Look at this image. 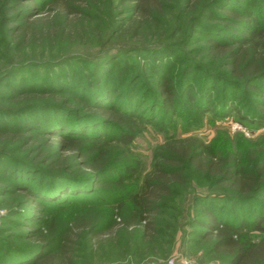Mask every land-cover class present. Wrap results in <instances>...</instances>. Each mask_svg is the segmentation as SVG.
Here are the masks:
<instances>
[{"label":"rangeland","instance_id":"obj_1","mask_svg":"<svg viewBox=\"0 0 264 264\" xmlns=\"http://www.w3.org/2000/svg\"><path fill=\"white\" fill-rule=\"evenodd\" d=\"M50 1L0 0V264H18L20 261L25 264H54L45 263L44 260L61 253L62 238L67 229L80 221L97 223L98 233L106 237L114 222L128 219L133 214V206L126 199L120 202L114 200L117 198L115 194L138 189L160 160L163 149L171 143L181 144V141L190 139L203 141L216 151L225 150L239 160L251 153L264 151V77L254 84L247 85L249 82H244L230 89H225L223 83L211 86L205 71L213 73V70L208 66L205 71L201 68V62L206 64L207 60L201 59L200 62V56L193 49L202 46L205 43L203 40L212 36L200 27V34H192L193 19H185L182 30L175 36L172 34L176 27V12L173 14L166 10L162 23L158 24L159 32L165 36L164 40L176 45L175 50L166 53V57L171 56L169 63L164 59L165 55L152 56L133 49L134 44L143 43L146 49H150L155 46L152 41L147 39L138 42L130 36H119L120 24L124 20L128 23L135 15L136 10L128 6H132L133 1L127 4L122 3V0H102V4H99L100 13L94 11L93 16L84 18L88 36L64 37L52 44L24 38L17 29L26 24L28 15L41 12L32 16L35 19L52 16L49 9L54 7L57 10L58 7ZM250 1L264 10L261 0H232L230 4L245 7ZM228 23L229 20L219 19L212 25L218 32ZM223 36L225 33L221 32L220 37ZM140 39H144V36ZM158 57L167 63L169 84L181 97V115L145 127L138 122L141 130L135 135L130 151L122 155L119 154L123 150L122 146L115 149L122 162L129 159L137 163L141 172L133 177L128 176L120 185L111 178L117 176L116 172L104 176L103 191L114 194L103 203L90 200L86 195L68 202L41 204L38 212L34 210L35 205L30 201L32 196L29 193L50 192L53 189L51 186L55 185L54 178L62 175L58 174L60 171L51 172L44 162V157L50 158L57 141L62 138L41 133L37 140L30 142L28 136L35 131L20 129L28 127L26 125L29 123L26 124L24 120L27 121L35 113L22 112L26 104L21 92L29 86L38 90L39 84L53 80L60 85H71L72 89L76 86L78 89L84 82L105 75V86L120 81L116 103L123 99L126 90L124 84H134V94L141 97L136 109L138 112L145 111L149 116L153 110V98L141 94L146 90L154 94L155 75H151L147 67L150 68ZM187 62H192L193 68L189 78L186 77L188 82L184 83L183 70ZM186 89H190V95L195 94L196 107L186 101ZM209 90L211 108L201 110L198 107L202 106L201 102ZM54 95L58 99L73 97L70 93L48 92L44 99L50 100ZM71 105L76 107V102ZM230 105L233 110L228 107ZM155 112L160 116L162 110L158 108ZM178 169L181 172V167ZM82 172L78 171L77 174L84 175ZM87 173L90 175V170ZM89 175L74 179L83 183V189L88 187L92 190L96 180ZM185 182L173 186L168 204L154 215L156 234L152 250L148 247L137 249V241L126 239L123 235L109 241L105 238L100 242L96 236L92 241H89L90 237L87 240L82 237L78 239L73 264H220L221 257L211 250L203 237L206 230L198 223L203 214L197 197L210 195L218 201L217 211L222 210L226 214L232 211V220L241 213L249 223L254 219L255 210L264 209V192L257 196L256 204L234 206L224 199L215 198L220 194L219 191L203 179L188 176ZM29 184V191L22 188ZM118 203L123 204L121 208H116ZM39 231L45 235L44 240L33 238L40 234ZM252 235L257 241L264 233L254 231Z\"/></svg>","mask_w":264,"mask_h":264},{"label":"trees","instance_id":"obj_2","mask_svg":"<svg viewBox=\"0 0 264 264\" xmlns=\"http://www.w3.org/2000/svg\"><path fill=\"white\" fill-rule=\"evenodd\" d=\"M129 1H133V5L128 6L136 10L135 15L128 23L124 20L120 24L119 36L121 38L130 36L138 42L148 39L155 44L150 49H146L144 43L134 44L133 49L138 53L144 51L147 55L166 57V53L176 49V45L171 44L169 40L165 41L164 34L158 30V24L162 23L166 10H169L173 14L176 12V27L172 36L182 30L183 22L187 18L193 19L192 34L199 33L198 27H200L212 36L208 40H203L205 43L202 46L193 49V52L200 56V62L201 59L207 60L206 64L201 62V68L204 71L208 67L213 70V73L205 71L209 82L212 83L211 86L223 83L225 89H230L244 82H249L247 85L254 84L264 77V10L259 9L254 1L246 3L245 7L231 5L232 0H122L121 2L128 4ZM50 2L58 7L57 10L54 7L49 9L52 16L47 19L39 17L35 19L32 16H37L41 12L28 15L25 19L26 24L17 29L24 38L52 44L64 37L88 36L84 18L93 16L94 11L100 13L99 4H102V0H51ZM261 2L264 4V0ZM219 19L229 20L230 23L217 32L214 29L215 25L212 24ZM221 32H224L225 36L220 37ZM143 36L144 39H140ZM170 58L171 56L164 59L170 63ZM164 59L158 57L153 60L150 68L147 67L151 75H155L156 84L153 88L154 94H150L151 91L147 90L141 94L153 98L151 103L153 110L149 112V116L145 111L138 112L136 109L141 97L134 94V84L129 82L124 84V87L121 84L126 90L122 95L123 99L116 103V92H119L117 85L119 86L120 81L116 80L118 84L108 83L105 86L107 83H104L105 75L84 82L78 86V89L76 86L72 89L71 85H60L58 81L53 80L39 84L38 90L29 86L21 92L26 104L22 112L35 113L28 119L29 121L24 120L26 124L29 123V125L25 124L28 127L20 129L26 132L35 131L28 136L30 142L37 140V136L41 133L62 138L57 141L50 158L44 157L46 159L44 162L48 164L46 167L51 172L60 171L58 174L62 175L54 178L55 185L51 186L53 189L50 192L29 193L32 196L29 200L35 205L34 210L38 212L41 204L68 202L86 195L90 200L103 203L114 194L103 191L104 176L116 172L117 176L111 178L120 185L128 176L133 177L141 172L137 163L129 159L122 162L115 149L122 146L123 150L119 153L122 155L130 151L135 135L141 130L138 122L145 127L147 124L164 123L168 117L181 115L179 111L181 97L176 95V91L169 84V71ZM192 68V62H187L183 70L184 83L188 82L186 77L190 75ZM48 92L65 93V95L70 93L73 97L58 99L54 95L50 100L44 99L47 98ZM187 92L186 101L196 107L195 94L190 95V89ZM27 94L29 95L26 96ZM210 97L211 91L206 95V100L201 102L202 106L198 108L210 110ZM30 101L32 102L28 103ZM73 102H76V107H72ZM228 107L233 110L232 105ZM158 108L162 110L160 116L155 112ZM163 152L151 174L143 179L138 189L115 194L117 198L114 200L126 199L133 206V214L130 218L114 222L110 234L107 233L106 237L98 233L100 230L97 223L78 222L67 229L62 238L61 253L48 257L44 262L73 264L78 239L82 237H85V240L90 237L89 241H92L96 236L100 242L105 238L109 241L123 235L126 239H135L138 244L137 249L148 247L152 250L156 234L154 215L168 204L173 186L186 183L188 176L207 181L220 193L215 198L224 199L223 201L230 202L234 206L256 204L257 196L264 192V151L262 150L239 160L225 150L218 152L203 141L190 139L181 141V144L171 143L163 149ZM41 153L43 155L42 151ZM178 167H181V172ZM81 170L84 175L77 174ZM88 170L91 172L90 175L87 173ZM86 175L96 180L95 188L92 190L88 187L83 189V183L74 179ZM30 186L31 184L22 188L29 191ZM197 202L202 206L203 217L198 223L206 230L203 237L211 250L221 257L220 264H264V236L256 241L255 236L252 235L254 231L264 233V209L255 210L254 219L247 223L241 213L235 215V219L232 220L230 214L232 211L228 214L222 210L217 211L218 201L210 195L197 197ZM121 205L123 204L118 203L116 208H121ZM30 214L33 215L32 212ZM237 217L240 219L238 220ZM39 233L33 238L44 240L45 235L42 231ZM18 264L25 262L20 261Z\"/></svg>","mask_w":264,"mask_h":264}]
</instances>
